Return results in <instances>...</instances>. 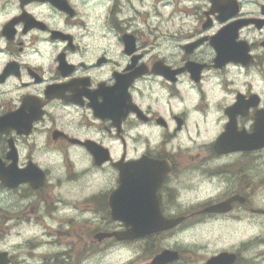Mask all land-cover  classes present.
<instances>
[{"label":"clouds","instance_id":"9594fccd","mask_svg":"<svg viewBox=\"0 0 264 264\" xmlns=\"http://www.w3.org/2000/svg\"><path fill=\"white\" fill-rule=\"evenodd\" d=\"M259 113L264 0H0V264H264ZM131 167L143 230L112 205Z\"/></svg>","mask_w":264,"mask_h":264},{"label":"flooded vegetation","instance_id":"af4514ba","mask_svg":"<svg viewBox=\"0 0 264 264\" xmlns=\"http://www.w3.org/2000/svg\"><path fill=\"white\" fill-rule=\"evenodd\" d=\"M63 7L62 5H58ZM215 10V9H214ZM227 10V9H225ZM223 14V13H222ZM130 46V41H128ZM214 43H217L219 48L222 49L221 56L234 57L237 53L231 48L230 43L226 35L219 37ZM157 71H162L157 67ZM69 87L75 88V85H70ZM121 87L118 84L117 89ZM105 96V104L102 109L98 110V114H108L114 117L122 114L123 111V101L119 95H117V90L111 92H104L103 89L100 93ZM254 103V101H250ZM28 106L27 102L26 105ZM241 107H247L243 105L242 102L237 106V110ZM231 115V113H229ZM251 115V113H249ZM24 124V118L18 114L16 117H8L6 121H0V131L5 130L6 126H16L21 127ZM240 118L237 117V126L239 127ZM235 139L233 136L232 128L229 127L228 134L223 138L221 143L223 146L230 145ZM252 141L264 142V113H259L257 115V125L256 134L251 138ZM145 167L148 166L145 164ZM2 178V176H0ZM16 177H10V179H15ZM23 178H30L34 182L38 181L39 177L36 174H31L30 176H25ZM156 180V174L152 173L150 175L145 172L138 171L136 167H131L127 169H122V187L119 192H117L112 198V205L114 209V215L117 218H125L129 223L136 225L137 229L143 230L149 226V222L154 215V205L151 199L152 186ZM172 257L165 253L157 259L155 264H168V261Z\"/></svg>","mask_w":264,"mask_h":264},{"label":"water","instance_id":"95a60500","mask_svg":"<svg viewBox=\"0 0 264 264\" xmlns=\"http://www.w3.org/2000/svg\"><path fill=\"white\" fill-rule=\"evenodd\" d=\"M210 264H229V261H228V258L222 256L221 258H219L218 261L210 262Z\"/></svg>","mask_w":264,"mask_h":264}]
</instances>
